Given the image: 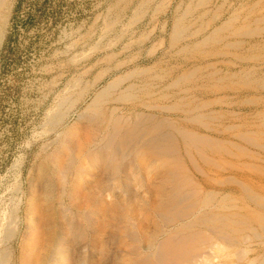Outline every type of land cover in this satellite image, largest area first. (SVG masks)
<instances>
[{
	"label": "bare ground",
	"instance_id": "6f19581e",
	"mask_svg": "<svg viewBox=\"0 0 264 264\" xmlns=\"http://www.w3.org/2000/svg\"><path fill=\"white\" fill-rule=\"evenodd\" d=\"M203 40L174 77L112 42L64 58L96 51L101 66L72 76L46 115L55 136L16 161L0 264H264V0L234 5Z\"/></svg>",
	"mask_w": 264,
	"mask_h": 264
},
{
	"label": "rangeland",
	"instance_id": "374dc122",
	"mask_svg": "<svg viewBox=\"0 0 264 264\" xmlns=\"http://www.w3.org/2000/svg\"><path fill=\"white\" fill-rule=\"evenodd\" d=\"M187 1L9 0V8H1L5 20L0 39V196L14 176L16 161L23 158L27 163L30 162L38 153L40 143L55 136V132H48L44 128L46 115L54 107L59 94L69 88L68 82L72 76L78 70H85L82 80L89 81L101 66L96 63L101 55L96 51L74 65H67L64 58L75 55L81 48L79 52L86 50L88 44L112 42L118 50L119 59L132 55L140 65L157 62L151 71L153 73L166 74L168 77L186 71L189 73L200 54L190 47L205 41L203 39L217 21L226 20L234 5L245 2ZM181 22H184L181 36L171 41L173 26ZM108 24L113 26L109 35L101 36L103 27ZM124 28L128 30L122 34ZM123 43L129 45L126 52L119 50ZM183 44L190 49H177ZM205 44L202 50L207 48ZM195 73L196 70L192 71V75Z\"/></svg>",
	"mask_w": 264,
	"mask_h": 264
}]
</instances>
